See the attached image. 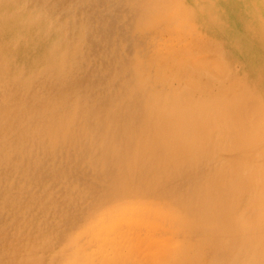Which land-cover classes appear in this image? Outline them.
<instances>
[{"label": "rangeland", "instance_id": "rangeland-1", "mask_svg": "<svg viewBox=\"0 0 264 264\" xmlns=\"http://www.w3.org/2000/svg\"><path fill=\"white\" fill-rule=\"evenodd\" d=\"M225 2L0 0V264H264V0Z\"/></svg>", "mask_w": 264, "mask_h": 264}, {"label": "bare ground", "instance_id": "bare-ground-1", "mask_svg": "<svg viewBox=\"0 0 264 264\" xmlns=\"http://www.w3.org/2000/svg\"><path fill=\"white\" fill-rule=\"evenodd\" d=\"M235 1H236V0H235ZM226 2L231 6L230 8H232V9L234 10V11H232L233 15L236 16V17L238 18V20H239V19L241 20V19H242V16H241V14L239 13L240 11H239L237 8H236L237 10H235V9L233 8V7H235V4H234V6L232 5V3H234L233 0H230V1H229V0H226ZM226 2H225V3H226ZM227 3H226V4H227ZM237 3H238V2H237ZM239 4H240V3H238V7H239ZM229 5H227V7H228ZM239 9H240V8H239ZM241 11H242V10H241ZM242 13H243V12H242ZM240 20H239V21H240ZM11 25H12V24H11ZM2 33H3V32H2ZM256 33H258V31H257ZM256 33L250 31V32H248V33L245 32V33H243V34H245V37H246V38H249V39H256V38H258V36L256 35ZM259 33H260V31H259ZM261 33H262V32H261ZM245 40H246V39H245ZM245 42H246V41H245ZM259 45H260V44H259ZM261 48H262V47H261ZM251 50H252V49H251ZM239 103H240V102H239ZM235 104H236V103H235ZM247 104H248V103H247ZM247 104H246V105H247ZM236 107H238V105H237ZM236 107H235V108H236ZM206 114H207V113H206ZM205 116H206V115H205ZM190 120H191V119H190ZM201 120H202V119H201ZM201 120H200V121H201ZM202 121H203V120H202ZM202 121H201V122H202ZM191 123H192V122H191ZM192 124H195V123H192ZM186 125L189 126L188 124H186ZM192 126H193V125H192ZM186 128H187V127H186ZM182 129H183V127L179 128L180 131H182ZM259 230H260V228H259Z\"/></svg>", "mask_w": 264, "mask_h": 264}]
</instances>
